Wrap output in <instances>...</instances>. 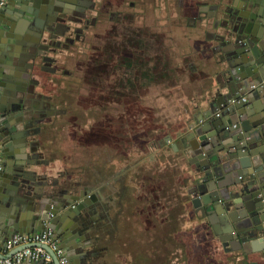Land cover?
<instances>
[{
    "label": "water",
    "instance_id": "1",
    "mask_svg": "<svg viewBox=\"0 0 264 264\" xmlns=\"http://www.w3.org/2000/svg\"><path fill=\"white\" fill-rule=\"evenodd\" d=\"M242 1L232 6L222 0L219 38L229 50L217 66L224 81L180 140L183 155L195 165L189 208L219 225L217 234L223 246H231L228 251L242 250L247 257L258 253L264 264V101L252 109L243 100L256 89L264 98V0ZM72 4L9 0L0 10V141L7 157L0 171V220L7 238L48 226L56 239L67 240L62 247L73 264H94L87 237L97 199L89 190L52 180L36 138L42 105L34 75L41 42L48 35L56 38L55 30L67 25ZM172 146L178 150L176 142ZM43 248L60 264L49 246Z\"/></svg>",
    "mask_w": 264,
    "mask_h": 264
},
{
    "label": "flooded vegetation",
    "instance_id": "2",
    "mask_svg": "<svg viewBox=\"0 0 264 264\" xmlns=\"http://www.w3.org/2000/svg\"><path fill=\"white\" fill-rule=\"evenodd\" d=\"M79 4L72 14L66 15L67 25H61L55 30L63 34H58L56 38L48 35L41 42L42 55L38 59L34 83L42 105L39 124L44 126V130H50L47 142L52 158L67 162L71 158L76 160L81 176L76 184H72L79 187L82 185L84 190H89L91 185L106 179L110 173L125 178L121 173L131 162V124L136 122L141 123L142 127L146 126L147 114L150 112L145 104L148 90H153L149 94H156L160 92L159 89L162 91L164 74L173 81L192 72L196 57L194 50L206 49L204 42H209V39L215 42L220 40L224 19L219 14L223 7L222 0H80ZM207 4L211 6L206 11ZM70 22H74L75 26L69 25ZM164 44L168 45L165 47L167 59L171 57L172 61L175 54L173 63L169 62L165 70L161 60L164 56L161 47ZM105 52L111 54L104 56ZM48 71L52 73L46 74ZM89 71L91 74L88 77ZM174 90L178 93L179 89ZM131 106L135 111L138 110L136 118L135 113H129ZM73 110L91 111L94 121L92 130L82 133L75 141L80 147L78 153L70 156L67 142H72L73 137L76 139L77 136L65 125L74 120ZM159 129L155 128L154 131ZM135 133L138 138L144 134L139 143H147L144 129ZM150 136L154 137L151 133ZM84 147L89 149V155L81 151ZM140 148H143L141 152L133 154L136 160L137 156L143 157L146 154L144 145ZM39 149L43 160L48 161L44 159L45 151H41L40 144ZM167 149L171 151V147ZM83 162H91L90 167L82 166ZM138 169L140 175L136 182L145 181L143 185L146 191L142 199L147 204L149 229L151 217L160 213L157 209H162L159 188H151V184H147L150 167L145 170L147 175L142 167ZM106 181L102 182L106 184ZM92 196L97 199L96 202L99 201L97 195ZM184 200L183 206L190 220L187 210L189 206ZM195 216L202 218L200 212H195ZM152 235L154 243L155 233ZM151 238L147 237V242ZM157 239V259H161V264H173L174 258H178V247L164 254L162 235H158ZM230 247L228 245L227 248ZM164 257H169V260L163 261Z\"/></svg>",
    "mask_w": 264,
    "mask_h": 264
},
{
    "label": "crops",
    "instance_id": "3",
    "mask_svg": "<svg viewBox=\"0 0 264 264\" xmlns=\"http://www.w3.org/2000/svg\"><path fill=\"white\" fill-rule=\"evenodd\" d=\"M224 1L232 6L243 4L242 0ZM79 2L80 0H74V4H72L73 10L74 7L76 8L80 5ZM210 6L207 4L205 7L206 11ZM221 9L220 12L218 11L220 16L222 15ZM73 12L74 11H72V13ZM211 18H213V15H211ZM68 24L72 25V27L75 26L74 22H70ZM222 31L223 29H221V32ZM204 43L206 44V49H203L202 51L194 50L196 57L194 60L195 67L192 71L193 76L188 79L187 73L183 77L186 79L187 90L185 93L183 92L184 98H178L180 103L179 105L181 107L179 111L181 114L179 123L169 125L164 124L165 127L160 126L159 136L151 138L148 142V148H150V151H156L155 153L157 155L158 162L161 164L165 162L161 160V152H164L166 156L172 155V161L168 160L169 165L172 170L176 169L177 171L176 177H178L182 189L186 192V205L189 207L190 203L188 201V197L190 198V195L188 190L191 186H193L192 172L195 165L190 164L187 157L183 155V144L181 143L180 135L182 132H189L191 130L189 124L194 121L196 115L198 116L200 112L207 109V103L210 101L211 95L215 92L219 84L224 81L221 71L217 66V62L220 61L221 58H224L227 55V50H229V45L223 44L222 40H217V42H215L214 39H209V42ZM215 47H218L219 49L214 50ZM49 73H52V71L46 72V74ZM38 74L41 73L38 72ZM178 89L179 93L181 87ZM245 96L246 100L250 101V105L253 107L252 109L260 106L264 101V98L260 97L257 89L247 93ZM163 128L172 129L163 131ZM38 129L41 133H39L36 138L41 145V151H45L44 159L48 160L44 161L43 168L49 172L52 180L54 181L63 183L66 180H69L70 183L76 184L81 176L77 161L73 158H71L69 162L52 158L48 150L49 144L47 142L50 130H44V126L40 124H38ZM166 136L172 137L171 142L166 141ZM173 142L178 144V150L173 148ZM168 146L171 147V151L167 149ZM130 150L132 153L131 162H129V164L124 168L123 173H121V176L125 177L124 179H121L119 174L110 173L109 177L107 175L106 179L102 180L103 182L104 180H107L106 184L102 181H98L95 185H91L89 188L90 194L97 195L99 198V201L93 204V211L89 225L90 233L87 237L90 242L87 250H91L93 252L92 261L94 264H148V262L152 261V257H154V264H161V259H157L158 255L156 253V234L154 236L153 249L149 250L147 247V204L145 200L142 199L146 191V188L144 187L145 185H143L145 181L141 182V180H139L136 182V178L140 175V170L138 168L142 167L144 173L146 172L145 175H147V171L145 170L147 167H150L149 165H151L148 163L150 152L149 154L146 153L143 157L137 156L136 160V157L133 155L136 154V150L133 149L132 146ZM6 158V154L4 153V163ZM168 161L166 160L167 163ZM150 162L154 163L155 161ZM67 168H69V172H67ZM115 170L116 167L114 171ZM124 172L128 175V177L124 174ZM126 183H128L127 186ZM73 186L74 189L81 191L84 190V186L82 185L80 187L77 185ZM187 210L190 213L189 218H191L189 222H192L193 224L201 223L204 228H209L206 235L213 244L216 243L217 245L212 252L209 250L206 252L211 256L213 264H250V262L254 260H260L259 262L261 264V258L258 253L253 254L252 257H247L242 250L228 251L227 247L223 246L218 237L217 233L221 232L219 225H213L208 218H197L195 216V211L191 208L188 209L187 207ZM212 219L213 222H216L213 217ZM22 234H32V232ZM7 237L8 233L5 229V223L0 220V241L9 239ZM57 241L62 247L67 240L57 239ZM17 247L21 248L22 246ZM17 247L10 250L1 248L0 257H10L11 253L17 251ZM63 249L73 264L69 251L65 248ZM160 254L162 253L160 252ZM213 257H215V259ZM38 262L25 260L22 264L41 263L40 261ZM81 263L82 260L78 261L77 264Z\"/></svg>",
    "mask_w": 264,
    "mask_h": 264
},
{
    "label": "rangeland",
    "instance_id": "4",
    "mask_svg": "<svg viewBox=\"0 0 264 264\" xmlns=\"http://www.w3.org/2000/svg\"><path fill=\"white\" fill-rule=\"evenodd\" d=\"M151 44H154V42H152ZM160 46L161 44H159V47ZM166 46L168 45L164 44L163 48L161 47L162 49L161 51L164 54V56H162L163 58L161 59L164 70L167 64H169V62L171 64L173 63V58L175 57L174 54L172 61H171V57L170 60L169 58L167 59L168 54L166 53L167 52V49L165 48ZM107 54H111V52H105L104 56H106ZM169 71L171 72L172 70L169 69ZM90 74L91 71L88 72L87 76L89 77ZM192 76H193V72L190 71L187 77L188 79H190ZM162 86H163L162 91L159 89L160 92H157L156 94L155 92L149 94V92L152 89L148 90V94L145 97V104L150 111L147 114L148 121L146 123V126L142 127L141 123L135 122L134 124L133 123L131 124V128H130L129 142L130 145L133 147V149H135L136 152H141L143 148L140 147L144 145V151L147 154H149L150 152L148 163L151 164L149 165L151 171L148 173L147 184L150 183L151 188H153L154 186H157V189L159 188L158 194L161 202L160 206H162V209L161 208L157 209L160 211V213H158L154 217H151L150 219L152 220V224L149 226L148 233L151 234H148L147 237L148 239L149 236H151L152 238L148 242V247L149 250L153 248L152 234L155 233L157 236L162 235L163 237L162 249L164 254L166 252L171 251L176 246L178 247V258L177 257L174 258L173 264H213L211 256L206 252H208V250L212 252L217 247V245L216 243L213 244L210 241V239L207 237L206 235L207 230L203 227L201 223L193 224L192 222H189L186 216L185 206H183V200L185 199L184 201H186L185 198L186 192L184 189H182V186L179 182L180 180L178 179V177H176L177 176L176 169L172 170L169 165V161L172 159V155L166 156V154H164V156L161 157V160L165 162L161 164L157 160V155L155 153L156 151H150V148H148L149 145L148 142L152 138V136H150V133L153 134L154 137L159 136L158 134L160 131L159 130L154 131L155 128L164 126V124L169 125V124L179 123L181 117V114L179 113L181 107L179 105L180 103L178 98H184V93L187 90L186 79L179 77L178 79L170 81L165 77L164 74ZM179 87H181L179 93H175L174 89ZM129 109H130L129 113L131 115L135 113L134 118H136L138 116V110L135 111L133 106H131V108ZM73 113L72 116L74 120L72 121V123L65 125L68 130H70L72 133L75 132L77 136L76 139L73 137L72 142H67V152L70 156H72L75 152L78 153L80 147L79 144H77V142L75 141L78 140V138L80 137V135H82V133L84 134V132L86 133L92 130L93 127L92 123L94 121V116L91 111L84 112V111L73 110ZM139 128L141 130L142 129L145 130L146 133L145 141L147 142L145 144L138 142L139 140L144 138V134L142 138L141 137L138 138V136H136L137 133H135V131L138 132V130H140ZM170 129L172 128H163V131ZM68 139L71 141L70 138ZM87 150L89 149H85L84 147L81 151H83L84 153H88ZM166 160L167 161L169 160L168 163L166 162ZM150 161H155V162L152 163ZM90 163L85 164L83 162L82 166H84L85 168L90 167L91 165ZM86 173H89V171H86ZM154 176L157 177L154 178ZM157 243H158V239H157ZM213 258L215 259V257ZM167 260H169V257L168 258L164 257L163 261H167ZM148 264H154L153 257H152V261L148 262Z\"/></svg>",
    "mask_w": 264,
    "mask_h": 264
},
{
    "label": "built area",
    "instance_id": "5",
    "mask_svg": "<svg viewBox=\"0 0 264 264\" xmlns=\"http://www.w3.org/2000/svg\"><path fill=\"white\" fill-rule=\"evenodd\" d=\"M8 1L0 0V10ZM243 100H246V97ZM3 163L4 151L3 145L0 142V171L3 168ZM43 245L49 246L56 253L60 264H72L64 249L59 245L55 237V231L48 226L42 232L16 234L12 238L0 241V249L5 248L10 250L17 246H24L22 250L16 252L11 257H0V264H22L25 260L40 261L41 264H55L52 255L43 248Z\"/></svg>",
    "mask_w": 264,
    "mask_h": 264
}]
</instances>
